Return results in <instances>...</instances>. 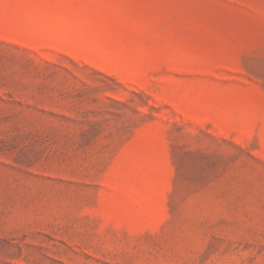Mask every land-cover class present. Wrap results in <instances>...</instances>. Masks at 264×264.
Instances as JSON below:
<instances>
[{
    "label": "rangeland",
    "instance_id": "374dc122",
    "mask_svg": "<svg viewBox=\"0 0 264 264\" xmlns=\"http://www.w3.org/2000/svg\"><path fill=\"white\" fill-rule=\"evenodd\" d=\"M0 264H264V0H0Z\"/></svg>",
    "mask_w": 264,
    "mask_h": 264
}]
</instances>
